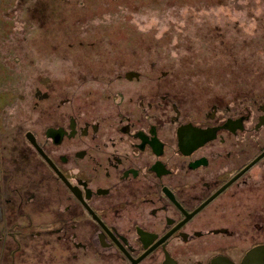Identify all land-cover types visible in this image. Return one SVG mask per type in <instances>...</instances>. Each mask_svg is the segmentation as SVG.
<instances>
[{"label": "flooded vegetation", "instance_id": "af4514ba", "mask_svg": "<svg viewBox=\"0 0 264 264\" xmlns=\"http://www.w3.org/2000/svg\"><path fill=\"white\" fill-rule=\"evenodd\" d=\"M43 42L0 54V264H264V69Z\"/></svg>", "mask_w": 264, "mask_h": 264}, {"label": "rangeland", "instance_id": "374dc122", "mask_svg": "<svg viewBox=\"0 0 264 264\" xmlns=\"http://www.w3.org/2000/svg\"><path fill=\"white\" fill-rule=\"evenodd\" d=\"M30 37L47 41L48 54L81 41L95 71L153 60L160 70L212 71L228 93L244 71L264 69V0H4L0 54H25Z\"/></svg>", "mask_w": 264, "mask_h": 264}, {"label": "water", "instance_id": "95a60500", "mask_svg": "<svg viewBox=\"0 0 264 264\" xmlns=\"http://www.w3.org/2000/svg\"><path fill=\"white\" fill-rule=\"evenodd\" d=\"M128 76H130V77H131V72H130V73H128Z\"/></svg>", "mask_w": 264, "mask_h": 264}]
</instances>
